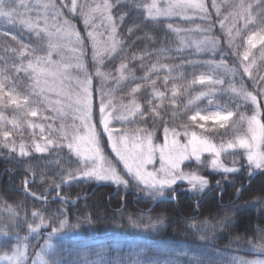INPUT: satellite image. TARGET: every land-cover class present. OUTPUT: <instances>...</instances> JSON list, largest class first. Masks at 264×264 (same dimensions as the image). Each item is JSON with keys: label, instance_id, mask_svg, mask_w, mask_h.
<instances>
[{"label": "snow or ice", "instance_id": "6c2138e0", "mask_svg": "<svg viewBox=\"0 0 264 264\" xmlns=\"http://www.w3.org/2000/svg\"><path fill=\"white\" fill-rule=\"evenodd\" d=\"M118 2L66 0L58 4L56 0H35L39 10L35 18L18 10L0 12V18L7 23H19L38 38L33 46L14 35L18 48L12 52L18 63L9 66L11 75L7 70H0V146L13 153L18 151L20 156L28 155L32 149L43 153L51 147L67 148L79 166L64 179L71 181L79 177L127 188V176L151 200L174 199L179 190L177 185L182 187L185 182L193 192L202 193L208 188L209 180L198 171L185 170L192 162L211 167L227 178L244 167L239 159L243 157L249 176L264 172V0H150L134 5L146 10L150 21H169L167 28L178 37V51L193 48L197 52H215L220 48L211 24L210 9L215 10L228 47L236 50L239 63L234 68H226L223 61L220 64L206 61L214 71L224 67V72L215 77L193 73L190 80L182 72L174 76V66L159 62L149 65L146 74L136 78L129 63L139 59L144 67L145 57L124 55V38L119 26L124 23L125 14L122 9L113 11ZM21 3L31 4V0H21ZM64 9L82 18L88 29L86 36H81L75 24L65 17ZM173 17L195 26H174ZM197 18L204 24H196ZM131 31L129 27L127 32L131 34ZM160 55L167 56V51L162 50ZM188 63L195 66L198 62L189 60ZM20 73L31 81L24 94L17 91ZM227 74L231 75L230 80L221 78ZM94 80L98 81V89L93 87ZM161 80L162 85H158L157 81ZM246 80L251 82L250 87ZM197 84L207 89H199L183 104L185 93ZM225 84L227 88L220 87L218 91L229 97L227 107L215 102L219 95L216 86ZM97 90L98 104L95 102ZM197 101H204L207 106L201 108ZM8 109H11L10 115L6 114ZM46 110L56 113L61 121L58 128L45 123L52 119L44 115ZM168 112L171 123L165 119ZM182 113L183 118L177 121L176 117ZM25 129L30 130V143L23 139ZM105 144L115 154V162L106 154ZM117 164L122 165L123 174ZM237 192L242 193L243 186ZM259 203L264 205V193ZM5 211L8 215L0 221V237L7 240L14 236L17 243L0 253V260L9 264H42L48 245L42 244L39 251L30 255L29 236L21 237L17 231L18 213L7 207ZM144 215L146 223L142 218H129L131 226L149 233L158 230L160 216L153 219ZM31 217V222L24 220L30 234H39L43 228L51 230L53 224L59 232L91 223L86 219L72 225L64 213L46 217L40 211H32ZM189 226L200 232L202 239L216 230L207 222ZM246 243L264 257V228L259 229L256 242L247 240ZM103 247L85 252L83 264H127L119 257L106 259ZM144 247L134 250L135 259L130 264H161L160 258H146ZM164 264H172L171 256ZM236 264H249V259L243 258ZM252 264H264V259H254Z\"/></svg>", "mask_w": 264, "mask_h": 264}, {"label": "trees", "instance_id": "16d2710c", "mask_svg": "<svg viewBox=\"0 0 264 264\" xmlns=\"http://www.w3.org/2000/svg\"><path fill=\"white\" fill-rule=\"evenodd\" d=\"M63 2L66 0H56L58 4ZM145 2L150 0H119L113 9L114 13L122 9L125 14L124 23L119 26L124 38V55L130 57L136 54L137 57H145L144 67H141L139 59L131 60L129 63L137 79L146 74L149 65L157 62L174 66L173 75L179 76L182 72L188 80L192 78L193 73L215 77L224 72V67L234 68L239 63L235 55L236 50L228 47L227 37L220 29V21L214 9H210L212 31L220 42V48L215 52H197L193 48L178 51V37L167 28L169 21H150L146 10L134 7ZM11 10L30 14L33 18L39 14L35 0H31V4H22L21 0H0V12ZM64 14L75 24L81 36H86L88 29L85 28L82 18L69 14L67 9H64ZM171 22L179 27L195 26L179 17H173ZM96 23L99 24L100 21L97 20ZM195 23L204 24L198 18ZM242 24L241 21V27ZM129 27H132L131 34L127 32ZM103 31L101 27L100 32ZM14 35L22 42L33 46L38 41L33 33L21 27L19 23L9 24L0 18V70H7L10 75L12 73L9 66L18 63V58L12 52V49L18 48ZM236 43L239 44V38ZM162 50L167 51V56L160 55ZM189 60L198 63L193 66L188 63ZM88 61L91 70L90 46ZM206 61H214L216 64L223 61L224 67L214 71ZM114 62L115 60L110 64ZM163 74L160 72L161 76ZM155 75L156 73H153V76ZM221 78L227 81L231 79V75H221ZM246 82L250 87L251 82L247 80ZM157 83L162 85V80ZM30 84L29 78L24 73H20L17 91L24 94ZM93 87L98 89L97 80L93 81ZM220 87L226 89L227 84L217 85V94ZM201 88L206 90L207 86L194 85L185 93L183 104H187L189 96H194ZM95 96V102L98 104V90ZM215 102L227 107L229 97L226 94H219ZM195 103L201 108L207 106L204 101ZM6 114L10 115L11 109L6 110ZM44 115L53 117L45 121L46 124L51 123L54 127H59V119L56 118L55 112L46 110ZM170 117L171 113H166L165 119L171 123ZM182 118L183 113L178 115L176 120ZM159 135L158 132L157 136ZM23 139L25 143L31 142L30 130L25 129ZM103 139L106 140V137ZM19 140L20 138L17 137V143ZM105 152L115 162V155L106 144ZM239 159L244 167L227 178H222V174L213 171L211 167H203L192 162L185 170L198 171L209 180L208 188L202 193H197L190 191L186 183L182 187L177 185L179 190L175 193V200L160 201L152 208L156 200H151L146 192H141L131 181L125 188L111 182L98 186L104 182L79 177L71 181L64 179L68 172L75 171L79 166L77 158L67 148L51 147L43 153H37L32 149L28 155L20 156L18 151L13 153L10 149L0 146V221L8 215L5 211L6 207L18 213L17 231L21 237L29 236L27 241L29 254L39 251L42 244L48 245L42 264H83V254L95 252L101 246H104L106 259L119 257L127 264L135 259L133 252L140 246H146L144 247L146 258H160L161 264H164L168 256H171L172 264H231L236 258L261 257L248 248L246 241L256 242L259 229L264 228V205L259 203L260 195L264 193V172L254 178L249 176L246 161L243 157ZM227 162H231L230 157L227 158ZM117 167L123 174L122 165L117 164ZM125 178L129 179L127 176ZM217 181H220L219 186ZM242 186L243 192L238 193L237 189ZM30 194L46 200H37ZM54 197H62L67 201L63 203L60 200H53ZM79 197L85 198L73 204L72 202ZM32 211H40L46 217H59L60 213H64L72 225H75L77 220L83 222L86 219L91 223H82L73 230L59 232L53 224L51 230L43 228L39 234H30L24 220L27 218L29 222L32 221ZM162 211L168 214L165 228H158L149 233L131 226L129 218L132 220L142 218L146 223L147 218L144 214L155 219ZM205 222L214 225L216 230L214 234L202 239L200 232L189 225L199 226ZM16 243L14 236H10L7 240L0 237V253L10 250ZM0 264L6 262L0 260Z\"/></svg>", "mask_w": 264, "mask_h": 264}, {"label": "clouds", "instance_id": "9594fccd", "mask_svg": "<svg viewBox=\"0 0 264 264\" xmlns=\"http://www.w3.org/2000/svg\"><path fill=\"white\" fill-rule=\"evenodd\" d=\"M159 216H160V222H159V225H158V227L159 228H165V227H167V219H168V214H167V212H161L160 214H159Z\"/></svg>", "mask_w": 264, "mask_h": 264}, {"label": "rangeland", "instance_id": "374dc122", "mask_svg": "<svg viewBox=\"0 0 264 264\" xmlns=\"http://www.w3.org/2000/svg\"><path fill=\"white\" fill-rule=\"evenodd\" d=\"M208 76H211V75H208ZM53 118V117H52ZM58 122L59 123H61V121L60 120H58ZM114 154V153H113ZM115 155V154H114ZM129 181H131V182H134V181H132L130 178H129ZM112 183V182H111ZM135 183V182H134ZM186 183V182H185ZM114 184V183H113ZM116 185V184H115ZM241 259H243V258H236V259H234L233 261H232V263L231 264H236V262L238 261V260H241ZM245 259H249V264H252V260H254V259H264V257H256V258H245ZM6 262V264H9V262L8 261H5Z\"/></svg>", "mask_w": 264, "mask_h": 264}, {"label": "water", "instance_id": "95a60500", "mask_svg": "<svg viewBox=\"0 0 264 264\" xmlns=\"http://www.w3.org/2000/svg\"><path fill=\"white\" fill-rule=\"evenodd\" d=\"M162 199L165 200L164 198H161L160 200H162ZM160 200H159V201H160Z\"/></svg>", "mask_w": 264, "mask_h": 264}]
</instances>
